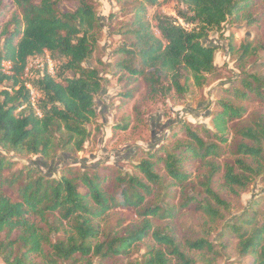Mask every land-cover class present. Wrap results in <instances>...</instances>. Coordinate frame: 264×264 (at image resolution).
<instances>
[{
  "label": "trees",
  "instance_id": "obj_1",
  "mask_svg": "<svg viewBox=\"0 0 264 264\" xmlns=\"http://www.w3.org/2000/svg\"><path fill=\"white\" fill-rule=\"evenodd\" d=\"M118 1L124 4L121 11L132 17L124 31L130 42L116 51V68L142 77L152 92L161 94L171 89L183 94L190 85L205 86L206 77L217 70L216 48L201 42L210 32H220L225 24L258 28L264 19V0H174L175 16L152 15L157 37L144 16L146 8L157 7L159 0ZM257 9L262 10L260 14ZM101 34L93 0H0L3 151L49 161L63 152L83 150L90 136L88 126L97 117L95 97L103 86L97 67L103 63L95 59ZM227 46L230 54L240 52L236 59L240 77L223 94L264 103V71L245 70L246 60L264 51V42L255 35L238 48L230 39ZM46 52L56 63L54 75L43 68L38 76L24 78L28 59ZM2 61L11 63V74L3 72ZM86 61H96V65L83 67ZM27 82L38 93L33 103ZM218 107L212 117L213 130L182 123L172 135L182 137L171 147L161 144L136 151L128 170L68 165L58 176L49 177L32 166L15 167V161L0 150L2 262L196 264L168 225L164 232L152 221L174 219L191 205L211 220L222 218L211 202L224 209L229 204L213 190L216 179L239 191L256 179L264 181V115L244 122L246 109L229 98L220 99ZM120 127L126 129L124 124ZM223 154L231 156V161L222 160ZM194 180L205 197H200ZM177 191L178 204L163 206L162 199L172 198ZM259 200L225 225L237 238L238 257L248 258L247 264H264V216L254 208ZM118 209L133 210L138 222L103 227L100 220ZM54 216L56 223L51 220ZM60 232L62 237L53 239ZM148 236L154 244L140 260L128 261L133 246ZM184 246L199 252L214 248L205 238L185 239Z\"/></svg>",
  "mask_w": 264,
  "mask_h": 264
},
{
  "label": "rangeland",
  "instance_id": "obj_2",
  "mask_svg": "<svg viewBox=\"0 0 264 264\" xmlns=\"http://www.w3.org/2000/svg\"><path fill=\"white\" fill-rule=\"evenodd\" d=\"M93 1L102 27L95 59H100L103 63V65H97L102 76L103 86L95 97L97 117L88 126L90 136L82 151L63 152L49 161L41 156L21 157L0 148L9 159L15 161V167L32 166L49 177L58 176L60 170L68 165L81 169H95L101 165H112L128 170L132 163V155L136 151L154 149L161 144L171 147L175 139L182 137L181 135L176 138L172 137L173 131L182 123L188 122L193 126L198 125L213 130L212 117L219 110L218 101L220 99L229 98L235 104L244 107L246 109L242 118L244 122L264 115V103L252 100L243 101L223 94V89L234 85V81L240 77V69L236 66V59L240 52L230 54L227 46L228 40H231L235 48H238L240 43L251 40L255 35L264 42V19L258 28L256 25L247 23L225 24L220 32H210L201 42L203 45L216 48L214 65L217 70L206 77L205 86L198 88L190 85L183 94H178L173 89L167 94H161L152 92L142 77L135 78L126 71H119L116 68V63L119 61V53L116 51L123 44L128 45L130 42V35L124 31H126L127 23L129 24L131 21L132 13L122 12L124 4L118 0ZM174 6V0H159L157 7L146 8L144 17L151 21L152 31L157 37H160V34L153 26L152 15L157 12L175 16ZM261 11V9H257L256 12L260 14ZM110 15L113 17L109 21ZM182 25L191 27L184 23ZM137 63L138 60H135V64ZM91 65H96V61L83 63V67ZM51 66L54 75L56 63L49 58L47 52L42 56L30 57L26 66L28 70L25 69L23 77H36L43 68L49 71ZM245 70L249 73H263L264 51L259 52L257 56L248 58ZM162 82H164L163 85H167L165 81ZM26 85L32 88L28 82ZM1 88L2 86H0ZM32 89L34 90V88ZM125 93H130V96H124ZM34 97L30 96L31 103L34 102ZM123 124L126 125V129H121L120 126ZM223 159L231 161V156L223 154ZM194 181L198 187L197 191L201 192L200 197H205L198 181ZM212 188L221 199L229 204V208L224 209L211 202L222 218L211 220L202 211L195 208V205H191L182 210L174 219H154L153 225L164 232L168 225L170 230L174 231L182 248L189 256H192L196 264H247L248 258L238 257L237 238L226 229L225 225L235 222L238 215L249 208L252 202L259 199L254 208L264 216V181L256 179L246 190L239 191L237 188H228L223 179L218 178L214 181ZM189 193L192 194L194 191L189 189ZM172 195V198L162 199L163 206L167 205V202L169 205L178 204L180 201L179 192ZM138 219L133 210L118 209L109 212L100 220V224L103 227H109L122 221L124 225H127L138 222ZM51 220L56 223L57 217H51ZM56 237H62V233L56 234L53 239ZM195 238H205L212 242L214 244L213 251H189L184 246V240ZM153 244L154 241L150 236L144 238L133 246L127 260L130 262L140 260L141 255ZM214 250L220 253L214 252ZM0 264H4L1 259ZM60 264L70 263L62 262Z\"/></svg>",
  "mask_w": 264,
  "mask_h": 264
},
{
  "label": "built area",
  "instance_id": "obj_3",
  "mask_svg": "<svg viewBox=\"0 0 264 264\" xmlns=\"http://www.w3.org/2000/svg\"><path fill=\"white\" fill-rule=\"evenodd\" d=\"M49 63H48V65H49ZM1 65H2V70H3L4 73L11 74V63L9 61H2V64ZM26 70H28L27 67H26ZM48 73H50L51 75H53L52 66H51V69L48 71ZM26 86L29 89V94H30L31 97H34V96L37 95V93H35V91L30 86H28V85H26Z\"/></svg>",
  "mask_w": 264,
  "mask_h": 264
}]
</instances>
